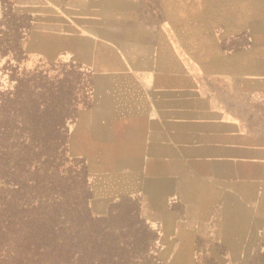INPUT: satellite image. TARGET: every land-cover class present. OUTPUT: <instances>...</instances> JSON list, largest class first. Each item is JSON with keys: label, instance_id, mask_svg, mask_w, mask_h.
Here are the masks:
<instances>
[{"label": "crops", "instance_id": "1", "mask_svg": "<svg viewBox=\"0 0 264 264\" xmlns=\"http://www.w3.org/2000/svg\"><path fill=\"white\" fill-rule=\"evenodd\" d=\"M17 6L28 54L88 76L70 146L115 197L149 218L221 214L225 243L252 245L264 231V0Z\"/></svg>", "mask_w": 264, "mask_h": 264}, {"label": "rangeland", "instance_id": "2", "mask_svg": "<svg viewBox=\"0 0 264 264\" xmlns=\"http://www.w3.org/2000/svg\"><path fill=\"white\" fill-rule=\"evenodd\" d=\"M29 30L30 15L17 6V0H0V101L15 92L19 117L16 127L23 133H34L35 139L33 149L18 147L21 205L63 214L60 220L66 214L83 216L85 210L93 219L110 216L103 225L122 233L121 241H131L136 230V238L140 239L139 217L155 234V238L145 240L146 255L160 264L264 263V231L247 239L252 245H231L222 237L221 214L182 212L156 214L151 219L142 213L141 200L115 197V182L93 173L96 167L88 166L87 159L70 146L71 121L88 104V76L61 58L49 60L28 54L25 40ZM29 94L37 109L33 121L24 112ZM62 118L67 134L65 151L58 144L63 137V129H59ZM2 151L0 142V171ZM1 179L0 172V194ZM60 188L64 200L57 197Z\"/></svg>", "mask_w": 264, "mask_h": 264}, {"label": "trees", "instance_id": "3", "mask_svg": "<svg viewBox=\"0 0 264 264\" xmlns=\"http://www.w3.org/2000/svg\"><path fill=\"white\" fill-rule=\"evenodd\" d=\"M17 52L21 54L19 49ZM31 96H27L29 99L24 112L27 119L33 121L37 109ZM17 112L15 92L0 101V142L3 150L0 171V264H160L146 255L145 240L155 238V234L139 217L140 239L136 238L139 231L136 230L131 241H121L122 233H114L103 225L110 216L93 219L85 210L83 216L71 217L66 214L60 220L63 214L49 210L42 212L21 205L18 198L21 185L17 170L18 147L23 145L33 149L35 139L34 133H23L16 127L19 119ZM64 121L65 118H62L59 129H63V137L58 144L65 151L67 134ZM56 194L64 200L62 188ZM261 257L264 258V252Z\"/></svg>", "mask_w": 264, "mask_h": 264}]
</instances>
